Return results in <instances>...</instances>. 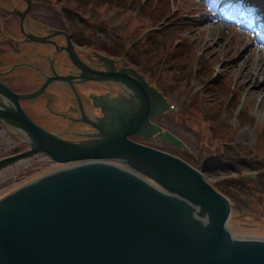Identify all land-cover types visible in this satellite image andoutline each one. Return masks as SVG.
I'll return each instance as SVG.
<instances>
[{
  "label": "water",
  "instance_id": "1",
  "mask_svg": "<svg viewBox=\"0 0 264 264\" xmlns=\"http://www.w3.org/2000/svg\"><path fill=\"white\" fill-rule=\"evenodd\" d=\"M137 77L118 79L127 95L101 103L94 139L67 141L20 110L0 108V118L22 129L29 145L1 156L0 169L39 151L57 161H86L41 173L0 196V264H264V238L231 234V201L202 168L129 137L155 135L186 147L151 120L167 101ZM97 157L139 172L90 160Z\"/></svg>",
  "mask_w": 264,
  "mask_h": 264
},
{
  "label": "rangeland",
  "instance_id": "2",
  "mask_svg": "<svg viewBox=\"0 0 264 264\" xmlns=\"http://www.w3.org/2000/svg\"><path fill=\"white\" fill-rule=\"evenodd\" d=\"M55 3L74 12L84 26V39L93 46L113 39L124 47L134 67L173 105L151 118L183 139L186 148L153 135L142 137L144 142L181 155L198 168L211 167L206 177L231 201L227 229L239 237L264 238L261 28L241 23V17L230 14L232 6L223 7L224 0ZM15 132L0 123V157L14 152V145L25 146ZM55 168L43 152L12 161L0 169V196Z\"/></svg>",
  "mask_w": 264,
  "mask_h": 264
},
{
  "label": "flooded vegetation",
  "instance_id": "3",
  "mask_svg": "<svg viewBox=\"0 0 264 264\" xmlns=\"http://www.w3.org/2000/svg\"><path fill=\"white\" fill-rule=\"evenodd\" d=\"M83 30L74 12L54 0H0V108L20 110L67 141L99 137L94 123L104 117L101 103L126 96L128 86L118 79H138L141 70L108 41L93 46ZM0 123L18 130L3 118ZM130 137L147 143L146 135Z\"/></svg>",
  "mask_w": 264,
  "mask_h": 264
},
{
  "label": "bare ground",
  "instance_id": "4",
  "mask_svg": "<svg viewBox=\"0 0 264 264\" xmlns=\"http://www.w3.org/2000/svg\"><path fill=\"white\" fill-rule=\"evenodd\" d=\"M218 20V19H217ZM218 22V24L220 23V21H217ZM222 24V23H221ZM227 26V25H226ZM240 32L244 35L245 34V36H247L248 37V31L247 30H244V29H240ZM250 33V32H249ZM241 36V35H240ZM242 37V36H241ZM249 38V37H248ZM247 38V39H248ZM253 40V39H252ZM5 108V107H4ZM6 123V122H5ZM12 127V126H11ZM17 128V127H16ZM18 130H19V133L22 135V137H23V139L25 140V136L23 135L24 134V132H23V130H21L20 128H17ZM18 130H16L17 132H18ZM21 131V132H20ZM26 144H27V141H26ZM28 145V144H27ZM28 147H29V145H28ZM27 147V148H28ZM26 149V148H25ZM24 150V149H23ZM39 152H43V153H45L46 154V152H44V151H39ZM39 152H37V153H39ZM34 154H36V153H34ZM33 155V154H32ZM32 155H29V156H32ZM90 160H93V161H102V162H107V163H113V164H116V162L117 163H120L122 166H126V167H128V168H130L129 166H128V164L126 165V164H124V163H121V162H118V161H116V160H113L112 158H106V157H97V158H90ZM55 163H63V164H65V163H67V164H65V166H70V165H74V164H81V163H84V162H86L85 160H83V159H71V160H66V161H54ZM65 166H61V167H65ZM61 167H58V168H61ZM56 169V168H55ZM131 170H133V171H135V172H139V171H136V170H134V169H132V168H130ZM53 170V169H52ZM51 171V170H50ZM46 172H49V170H47ZM137 174V173H136ZM190 205H192V206H195L194 204H192V203H190ZM227 225V224H226Z\"/></svg>",
  "mask_w": 264,
  "mask_h": 264
},
{
  "label": "trees",
  "instance_id": "5",
  "mask_svg": "<svg viewBox=\"0 0 264 264\" xmlns=\"http://www.w3.org/2000/svg\"><path fill=\"white\" fill-rule=\"evenodd\" d=\"M219 159H220V158H219ZM217 161H218V160H217ZM220 161H221V162H225V161H222L221 159H220ZM210 168H211V167H208V168H207L206 166L203 165L204 173L208 174V169H210ZM205 171H207V172H205ZM220 191H221V190H220Z\"/></svg>",
  "mask_w": 264,
  "mask_h": 264
}]
</instances>
